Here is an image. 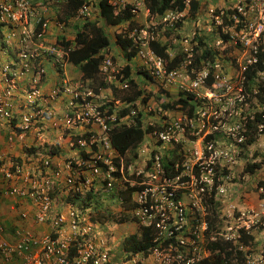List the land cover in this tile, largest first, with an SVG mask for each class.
Instances as JSON below:
<instances>
[{
    "label": "built area",
    "instance_id": "2783aa9c",
    "mask_svg": "<svg viewBox=\"0 0 264 264\" xmlns=\"http://www.w3.org/2000/svg\"><path fill=\"white\" fill-rule=\"evenodd\" d=\"M87 2L77 12V20L86 21L91 17L92 7ZM140 2L133 0L134 14ZM110 3L119 10L130 4L126 0H110ZM247 4L249 10L237 5L238 11L248 17V21L252 15L259 16L257 25L250 24L257 28L250 29V34L254 32L259 36L264 32V0H250ZM43 6V2L31 0L0 1V140L5 136L15 145L17 140L31 134L36 136V150L28 149L21 162L17 161L18 156L0 155V188L5 189V196L23 202H27L26 198L30 200L21 212L22 222L15 225L14 233H9L0 219V264H109L110 249L103 241L98 242L99 233L91 221L92 212L95 203L107 204L114 186L121 183L141 187L133 194L137 208L132 213L137 224L155 229L169 241L166 247L154 251L157 264H195L212 254L211 246L217 240L233 242L240 250H247L239 239L242 233L264 228V199L258 209L241 210L237 216L234 206L222 210L226 217H220L223 219L221 225L209 220L206 204L210 198L217 202L225 196L227 189L225 183L222 184L228 178L225 171L231 168L239 153L238 145L226 146L220 139L207 137L222 129L229 137L239 138L243 126L240 123L228 125V118L221 120L223 114L217 110L211 113L219 120L217 123L211 122L206 112L196 119L182 114L173 117L159 109L153 117H147L153 108L143 104H124L130 108V114L118 118L115 113H110L118 105L110 108L93 101L84 103L85 94L64 79L49 93L43 92L42 86L48 75L44 60L52 59L58 72L63 71L69 51L58 40L48 42V22L42 23ZM180 16H173V21ZM236 23H239L238 18ZM40 24L41 30L36 32ZM133 36L141 42L140 57L151 75L167 83L177 82L179 73L169 72L162 57L144 49L155 34L135 31ZM35 40L40 47L30 51L28 43ZM217 44L224 48L222 41ZM188 47L185 51L191 57ZM215 68V80L221 86L219 91L228 97L225 96L226 104L235 113L236 107L245 104L242 88L223 78L221 64L217 63ZM100 71L109 80L118 73L110 56H105ZM207 75L205 71L190 87L182 82L180 88L183 91H189L191 87L197 89L204 84ZM23 81L25 85H22ZM63 94L69 95V104L63 108L50 104ZM92 95L91 92L87 94ZM207 99L213 104H221L220 94L211 93ZM140 113H143L141 127L144 130L153 128L149 136L155 144L161 141L164 150L180 157L173 168L177 172L180 170L175 176L165 170V163L158 153L151 160L153 153L147 148L142 149L138 158L126 164V157L113 146L110 136L113 127L135 126V118ZM88 126L97 130L95 134L75 143L73 131ZM52 129L57 131L55 136L59 140H63V133H66L71 150L77 153L57 171H50L56 154L54 144L46 141ZM259 130L264 142L263 124ZM189 132L197 137L195 141L188 138ZM243 140V136L238 139L239 142ZM82 152L87 157H82ZM35 158L36 167H26ZM132 175L135 180L131 179ZM215 184L218 190L214 194ZM89 194L93 197L87 200ZM60 196L72 200L65 202ZM119 201L122 203L123 199L119 198ZM37 227H46L48 231H38ZM54 234L57 237L54 238ZM71 250L76 251V256L70 258ZM258 260H250L249 264H261ZM127 264H138V260Z\"/></svg>",
    "mask_w": 264,
    "mask_h": 264
},
{
    "label": "clouds",
    "instance_id": "9594fccd",
    "mask_svg": "<svg viewBox=\"0 0 264 264\" xmlns=\"http://www.w3.org/2000/svg\"><path fill=\"white\" fill-rule=\"evenodd\" d=\"M88 1L90 2V0H88ZM249 1L250 0H245L242 2H240L238 0H227V2H228L227 6L215 7V8H211V9H206L205 11H201V9L203 7H202V4L200 3V1L198 0V2L200 3L199 11L196 13L195 16H192V15L191 16L193 17L192 19H194L196 21L195 27L199 26V28H195V30L193 32H190L189 34H185V35L181 34L180 35L181 37L178 39L183 41V44H182L183 47H182V50H180V51H174L176 49H174L172 47L173 45H176V41L178 39L169 40V38L164 34L166 36L165 41L161 42V40L159 39L160 34L155 31V28L157 26H155V27L152 26L151 28H148L147 30L145 29V27L138 30L139 33H141L142 31L148 32L149 34L155 33L154 39L159 40L162 44H167L168 41H170V44L168 46V51H167L170 59L175 58V56H177L181 53H183L185 55V60L181 63V65L178 68L171 70V71H177L179 73L178 74L179 77L177 78L178 79L177 82L167 83V82L162 81L161 79H155L151 75L150 70H149L148 66L146 65L145 61L140 57V51L142 49L141 42L139 41V39H137L135 36H133V33L137 30H135L131 34V36H133L136 39L135 43H137L139 46V52H138L137 57H136L137 59L136 58L135 59H136V61H139L143 64V65H137V68H138L137 70H140V69L142 70L143 68H146L145 71L149 74V78H147V76H145V75L143 76V78L145 79V81L143 80L145 82L144 85H148L150 87H153L154 89L151 93H149L147 91L148 88H146V91H145V89H143L145 91L144 96L148 98V101L146 103H142V101L139 100L137 103H134V104H127L126 103L125 104L126 106L127 105L128 106H132V105L135 106L138 103L143 104L145 106L146 105L151 106L153 108V111L148 113L149 115L147 117H153L157 112H159L158 111L159 109L164 110L166 113H168L169 115H172L173 117H177V116H180L182 114V115L187 116L188 118H196V119L199 118V116L203 112H206L207 117L210 116L209 117L210 121L215 122V123H217L219 120L214 119V117L211 116V113L217 110L219 112H222V114H223L221 120L228 118V122H227L228 125L233 126V124H235V123H240L243 126V131L238 135L239 138H241L242 136L244 137V140L242 142H239L238 141L239 138H237V137H234V136L229 137L228 135H226L225 131H223L222 129H221V132H214L211 134V136L207 137V139H210V138L218 139V140L220 139L221 140L220 142H223V145H226V146H237V145L239 146L238 147L239 153L236 155L234 162L231 165V168L229 170L225 171L228 178L224 179L222 181V184L229 182V181L230 182L232 181V172L234 171L235 164H236L237 160L244 159L245 161H248L247 156L250 155V149H252L258 142L263 140V137H262L263 133L260 132L259 127L262 124L264 125V123L258 122L257 124H255V127H256L255 129H257L256 134H258L256 136V140L253 143L249 144V140L251 138L250 131H249V123H250V121H251V123L254 122L257 113L264 112V101H263L264 100V32L262 34H260L259 36H256L254 32H252V34H250V29H257L255 26L250 27V24L254 23L255 25H257L259 23V19H258L259 16L258 15H252L251 20L248 21V17H245L244 15L240 14L238 11V8H237V5H240L244 8H246L247 10H249L250 6L247 4ZM143 4H144V2H143ZM255 4H256V2L254 1V5ZM189 10H190V6H189V0H188L187 1V9L185 11H183V12L168 11L167 12V13H170L172 16H174V15H182V16H180L177 21H172L170 23L166 22V23H169V25L172 28H174L173 25H176V24L181 22L182 26L176 30V32L180 34L181 32L180 31L178 32V30L180 28L182 29L184 27L182 21L189 14ZM166 14L162 17H165ZM148 15H149V13H148ZM74 18H76V17H74ZM237 18L239 19V23H236ZM162 26H163V28H166L165 25H162ZM150 31H154V33H150ZM200 39H202L204 41L203 46H200V44H199ZM150 40L151 39L148 40L147 47L144 48L145 50L149 49L150 51H152V49L150 48V45H149ZM185 41H188L187 44L189 47L187 46V44H185ZM219 41H222L224 43L223 49L221 47L222 45L217 44ZM59 43H60V41H59ZM185 47H188L191 49V57H189V54L185 51ZM194 49L195 50L200 49V52H203L205 50L210 49L213 51V56L215 57V59L209 60V59L204 58V59H201V61L198 65H196L194 62V54H193ZM110 53L111 52L109 50L105 56H110L112 58L113 56ZM156 56H158V55H156ZM159 57H161V56H159ZM163 60H164V58H163ZM164 62H165V60H164ZM217 63L222 65L221 71L223 73V78L227 82L233 83V84L237 85L238 87L242 88V94H243L244 99H245V104H242L241 107H236L235 113H232L231 108H229L228 105L226 104V97L227 96L225 95L226 96L225 97L223 95L224 93L219 91L221 86L215 80L214 72L216 69L215 65ZM66 64H67V62H66ZM115 66L118 69V73H120L121 69L117 66V64H115ZM165 67H166V64H165ZM171 71H169V72H171ZM205 71H207L208 75L204 79V84H201V86L199 88L194 89L191 87L189 89V91H183V89L180 88V83H182V82H185L190 87L191 84L194 83L195 81H197L199 77H202L201 75ZM64 72H65V70L59 72L61 74V77L64 74ZM116 75H115V78H113L112 80H109L105 76L101 75V71H100V77L106 83L112 84L114 82H117V83H119L120 86L126 87L127 81L121 80L123 78V74L121 75V79H117ZM248 75L251 77V79H249V81H248ZM209 78L212 79L211 82L209 81ZM171 86H177V88H178L177 94L174 95L175 96L174 100L170 99L171 101L168 103V105H164V104H167V102H165L164 104H160L159 103L160 99L162 97H166V95L168 96V94H169L168 91L170 90ZM83 87H84V85H82V86H80V84L78 85V90L81 93L85 94L84 103L86 101H89V102L93 101L92 99L96 96L95 91L94 92L89 91L93 95L87 96V94L89 92H87V93L83 92ZM211 93L220 94L221 104H215V103L213 104L211 102V100L207 99L208 95ZM198 94H201V97H199ZM180 96L189 100L190 104L188 105V107H184L183 104H177L174 108H169L170 106H172V104H170V103H174L175 101H177ZM169 97L170 96H168L167 98H169ZM189 97H190V99H189ZM69 99H68V101H69ZM150 99H153V102H154L153 104H148ZM156 101H158V102H156ZM94 103L97 104L96 102H94ZM79 104H81V103L79 102ZM100 105H103L106 107L110 106V108H112V107L115 108L116 104H100ZM125 105L122 104V106L118 105L115 109L112 108L110 113H115V115H117L118 118L130 114V108L126 107ZM125 110H127L128 112L122 116L121 113ZM139 115H140V120L138 121L139 116H137L135 118L137 121V124L135 126H130V127L139 126L138 124L141 122V118L143 117V113H140ZM141 126H139V127H141ZM126 127H128V126H126ZM114 128L115 127H113V129ZM76 130H79V131L81 130V132L75 133L74 132L75 130L73 131V134H72L73 135L72 136L73 141H74V138L76 136L83 135L86 133H88L89 136L87 138H83V139H88V138H90V136L94 135L95 132L97 131V130H92V127H90V126L80 127V128H77ZM152 130H153V128H149L147 130H144L145 131V137H146V135L149 137L148 142L146 144H144V140H145V138H144V140L138 145V147L135 148L136 154H130L129 153V155L125 156L126 157L125 158L126 164H130L131 161L138 158L139 155L141 154V150L147 148L150 152L153 153V157L151 158V160L154 158L155 154H157V153L160 154L161 160H163V162L165 163V165H164L165 170L168 171L170 175L175 176L176 174L179 173L180 170L177 172L176 170H173V168H174L176 162L178 163V160H180V157L175 155L174 152H173L174 153V155H173V153L171 154L167 150H164L162 147L161 141L158 142V144H155V141H153L149 136V134H150L149 132H151ZM111 133H112V131H111ZM187 135H188V138L192 139L193 141H195L197 139V137L191 136L190 132L187 133ZM56 138L58 139L57 141L64 142L63 140H59L58 137H56ZM79 140H81V139H79ZM77 141H74V142L76 143ZM111 141H112V137H111ZM112 144H113V142H112ZM54 146H55V144H54ZM28 149L31 150V147H29ZM257 149H259V151L256 150L253 153V156L255 157V159L252 162H246V163L249 164V163L261 162L262 160H264V148L263 149L257 148ZM69 150L73 152V155L71 157L68 156ZM61 152H63V153L61 154ZM61 152L59 153V156L56 155V157L54 158L53 163L51 164V167H50V171H57V170L61 169L64 164H67L68 162H70V160L75 158V156L77 155V153H75L73 150H71L68 141H67V147H66L65 151L61 150ZM82 157H87V155L84 152H82ZM19 159L21 160L20 157H19ZM60 161H62V162H60ZM127 161H129V162L127 163ZM181 161L179 164H181ZM28 164L29 165L26 167H30V168L36 167V158L29 161ZM58 164H60V167L58 166ZM248 164H246L245 167L243 168V173H244V170ZM246 174H248V173H246ZM260 182H264V181H260ZM260 182L258 183V187L260 190V192L258 194L259 202L256 206L238 207V206L234 205L233 203H231V204L228 203L227 199H224L225 201L219 200L217 202H213L215 204V206H214L213 204L210 203V199H211L210 198L208 200V203H206V204H208V209H209V213H210V215L208 217L209 220L213 221L215 223V225L223 224V219H221L220 217L223 215H225L224 217H226V214L223 213L222 210H225L229 206L235 207V210H236L235 215L236 216L238 215V212L241 210L258 209L260 206V203L264 199V186H262V185H261L262 187L259 186ZM116 186H118V188L116 190H114V192H113L112 196L109 198L107 204L110 205L112 213H114V212L121 213L122 212V213L128 214L130 217V222H124V224H117L116 222H114V224H117L119 226H123V225L125 226L126 224H133V225L136 224V226L138 227V229L140 231V229H142V227L137 224L138 221L135 219L136 217H134V214L132 212L134 211V209L137 208V203H133V196H134L133 194L135 192L141 190V187L139 185L130 186L129 183L122 184L121 188H119V185H116ZM120 189H123L124 191H126L128 189H133L131 192V195H130L131 208L128 210H124V207L126 206V203H125L126 200H125L124 196L121 195ZM217 190H218V185L216 186V184H215V187L213 190L214 194L217 192ZM89 195H91V197ZM89 195L87 197L88 198L87 200H90V198L93 197L92 194H89ZM0 197L2 198L1 204L3 203L4 199H10V198L5 196V192L1 188H0ZM60 198H61V200H64L65 202H67L65 200V198H63L61 196H60ZM119 198L123 199L122 203L119 201ZM110 199L114 200V203H112ZM10 200H12V199H10ZM98 201H100V200H98ZM27 203L28 202H25V204H27ZM107 204L102 203V207L106 206ZM226 204H228V205L226 206ZM95 211H96V209L94 208V211L92 212V218L94 216H96ZM19 213H20V211H19ZM217 219L220 222L216 223L215 221ZM91 221L94 224V221L93 220H91ZM109 225H110V222L107 223V227ZM33 226H34L33 228L35 230L36 224H34ZM37 230L41 231V232H47L48 228L37 227ZM139 231L137 233H139ZM98 233L100 234V231H98ZM103 233H105V232H103ZM262 233H264V228L259 229V230H252V231H249L248 233H245L248 235L251 234L255 238L254 241L249 246H247L243 243L242 236L239 239L241 244L243 246H245V248L247 249L245 251L243 250V252L245 254H247V259H248L247 264H249V262L251 260L250 259L251 256L254 257L253 260L259 259L261 261V264H264V238L260 239L258 237V235L259 234L262 235ZM215 242H229V241L217 240ZM231 243H233V242H231ZM233 245H234V243H233ZM234 246H236V245H234ZM151 257H153V254L150 257H148L147 259L149 260ZM209 257H206V258H209ZM206 258H204V259H206ZM147 259H144L143 261H141V264H144L145 260H147ZM153 259H154V257H153ZM204 259H202V260H204ZM259 260H258V262H260ZM197 262H199V261H197ZM109 264H112L111 258H110ZM152 264H157V262L155 260H153Z\"/></svg>",
    "mask_w": 264,
    "mask_h": 264
},
{
    "label": "trees",
    "instance_id": "16d2710c",
    "mask_svg": "<svg viewBox=\"0 0 264 264\" xmlns=\"http://www.w3.org/2000/svg\"><path fill=\"white\" fill-rule=\"evenodd\" d=\"M187 1L188 0H143L146 9L148 10V20L155 21L159 16H164L168 11H177L183 12L187 9ZM87 0H67L66 4H63L61 8L62 15L66 18H74L77 15L79 9L86 4ZM88 4V2H87ZM189 14L195 16L196 13L199 11L200 3L198 0H189ZM100 13L103 19L105 20L106 24L109 26H123L125 27L116 34L115 45L119 47L122 51L124 56L128 61H133L139 52V46L135 43L136 39L131 36V34L135 30H140L144 28V26L137 23L135 19V14L133 13L134 6L128 4L125 9L119 10L118 7L112 5L110 0H101L99 3ZM182 26V23H178L173 25L174 28L171 26L166 27V31L164 34L169 38V40L178 39L180 38V34L176 32V30ZM162 26H159L161 29ZM150 33H154V31H150ZM155 34V33H154ZM204 41L202 39L199 40L200 46H203ZM61 45H64L66 49H68V56L66 57V62L78 67L82 72V80L83 81H93L98 82V88L94 91L95 93H99L98 89H105L111 88L114 92V99L120 100L121 102L133 104L139 100L142 103H146L148 98L144 96V90L140 88L138 82L134 78H132V68L129 64L123 66L120 73L116 75L117 79H121V75L123 74L122 81H127V85L119 86L120 88H115L113 85H110L104 82L100 78V66L104 61L105 55L110 50L113 42L111 38L108 36L107 32L96 25V23L88 22L85 24L84 27L78 28L74 42H69L62 40L60 41ZM170 41L167 44H162L159 40L151 39L149 41L150 48L152 51L164 58L166 68L168 71L178 68L181 63L185 60V55L183 53L175 56V58L170 59L167 51ZM194 62L198 65L201 59H209L214 60L215 57L213 56V51L208 49L203 52H200V49H194ZM113 62L116 64L117 60L112 57ZM143 70H141L142 72ZM144 75L149 78V74L144 70ZM251 77L248 75V81ZM211 78L209 81L211 82ZM190 99V97H189ZM264 101V100H263ZM172 106L169 108H174L177 104H183L184 107H188L189 100L185 99L184 97L180 96L177 101L174 103H170ZM128 111L125 110L121 114L122 116L125 115ZM140 120V115L139 119ZM264 123V112L257 113L255 120L253 123H249V131L251 138L249 140V144L253 143L256 140L257 129H255V124L257 123ZM141 122L139 126H141ZM126 127V126H119L115 127L112 130L111 137L112 142L115 148L124 156L130 154H136L135 148L144 140L145 138V131L141 127ZM89 136L88 133L76 136L74 141L79 139L87 138ZM31 151V150H30ZM55 154L59 156L61 152V147L59 145L54 146ZM17 161L21 162V160L17 159ZM18 162V163H19ZM129 161H127L128 163ZM264 166V160L261 162L249 163L244 173L254 174L258 169ZM13 171V169H12ZM130 175V174H128ZM131 179L135 180V175L131 176ZM108 183V181L106 182ZM119 185V188H121ZM264 186V182H260L259 186ZM217 186V184H216ZM261 186V187H262ZM114 190L118 188V186H114ZM133 189H128L124 191L120 189L121 195L125 198L126 206L124 210H128L131 208V201L130 195ZM5 192V189H4ZM54 195L53 192L50 193ZM116 194V193H115ZM91 197V195H89ZM67 202H70L72 199L69 197H65ZM27 199V206L25 202L20 200H11L14 204L15 209L19 210L20 213H17L16 217L18 218V224L22 222L21 219V212H23L24 208H27L30 204V200ZM88 199V198H87ZM10 200V199H7ZM112 203L114 200L110 199ZM210 203L215 206L213 203V198L210 199ZM22 209V210H21ZM95 213L96 216L92 218L95 225V230L99 231V227L102 230L107 228V223L112 221L113 223L116 222L117 224H124V222H130V217L128 214L125 213H118V212H111L110 205L107 204L106 206L102 207V204L95 203ZM16 210V212H17ZM136 219V218H135ZM137 220V219H136ZM3 225L6 226L9 233H14L16 227L13 223H6L1 219ZM216 223L220 222L218 219L215 221ZM17 224V225H18ZM54 238L57 237L55 234ZM253 235H248L242 233V241L245 245L249 246L254 241ZM169 241L165 240V237L159 234L155 229L150 227L142 226L139 233H133L131 235L126 236L121 243V253L126 254V262H131L134 259L138 260V264H141V261L147 259L156 249H162L168 245ZM212 255L209 258L201 260L195 264H247V254L243 251L239 250L238 247L234 246L231 242H215L213 246H211ZM70 258L72 256H76V251L71 250L69 252ZM251 260L254 259L253 256L250 257ZM175 264V263H174Z\"/></svg>",
    "mask_w": 264,
    "mask_h": 264
},
{
    "label": "crops",
    "instance_id": "0c3cea01",
    "mask_svg": "<svg viewBox=\"0 0 264 264\" xmlns=\"http://www.w3.org/2000/svg\"><path fill=\"white\" fill-rule=\"evenodd\" d=\"M31 1L33 3L43 2V5H44L43 6V10H44L43 16L44 17H42V23L48 22V31H47V37H46L48 42H53L56 40H58V41L66 40L69 42H74L78 28L84 27L85 24L88 22L96 23L94 20L93 21H91V20L84 21V20H77L76 18H66L65 19V17L62 15V13L60 11H61L63 4L67 3V0H31ZM100 1L101 0H99L98 3H100ZM41 25L42 24L37 26L36 32H40ZM96 25L98 27H101L97 23H96ZM118 27H121V26H118ZM72 31L74 32V36L70 35V33H72ZM115 40L113 42L114 45H115ZM38 47H40V44L36 40L34 42L28 43V49L30 51L37 49ZM116 51L122 52V54H121L122 57L120 58L119 63L120 62L123 63L124 66L129 64L132 68V74H131L132 78H134L136 80V82H138L141 89L148 88L147 91L149 93H151L154 88L150 87L148 85H144L142 83V80L145 81L143 76H144V70L146 68H143L142 72L140 71L141 69L140 70L135 69L136 64L137 65H143V64L139 61H136L137 58L134 59L133 61H128L126 59V57L124 56L123 51L119 47H118V49H116ZM40 52L43 53V50L40 49ZM44 62H45V66L48 70V75L45 78L43 86H42V90L45 93H49L52 89H54L55 84L59 83L63 79L68 80L70 86H73V87H78L79 84H80V86H82V85L90 82V80H88L86 82L83 81L81 70L72 64H69V63L66 64V67L68 66V69L66 70V68H65V72L61 77V74L58 72V70L54 66L52 59L44 60ZM22 85H25V81L22 82ZM110 85H113L115 88H120L119 87L120 85L117 82H114ZM98 90H99V93H97L96 96L92 99L97 104H116L119 106H122V104H126L124 102L122 103L120 100L114 99V92L112 91V89L110 87L105 88V89H98ZM168 92H169L168 96H170V97L167 98L168 97L167 95H166V97H162L160 99V101L158 100L160 104H164L165 102H167V104H164V105H168V103L171 100H174V97H175L174 95L177 94V92H178L177 86H171L170 90ZM69 98L70 97L68 94H63L61 97H59L57 100L52 101L50 104H52V106H54V107H58L59 105H61V108H63L64 106L69 104V101H68ZM137 102H135V103H137ZM153 103H154L153 99H150V101L148 102V104H153ZM74 132L75 133L81 132V130L80 131L75 130ZM55 134H57V131L55 129H52L50 135H47L46 141L54 143L55 145H59L61 147V150L65 151V149L67 147V141H69V137L67 136V134L63 133L64 134V137H63L64 142H61V141H57L58 139L56 138ZM0 141H1L0 142V155L6 156V157H11V156H7V155L17 154L18 157H20L23 160L25 157V153L27 152L29 147H31L32 152H34L36 150V136H34L33 134H31L30 136H28L25 139L17 140L15 145L10 144L8 142V140L5 139V136H3ZM62 153L63 152H61V154ZM60 162H62V161H60ZM16 210L17 209H15L14 204L6 206L4 203H2L0 205V219H3V221H5L6 223H9V224L13 223L14 225H17L19 222H18V218L16 217L17 216ZM101 235H102V237H104L105 233H101ZM122 240L123 239L120 238V242H118L116 244V245H118V251H121ZM103 243H104V241H103ZM115 257H117V256L115 255Z\"/></svg>",
    "mask_w": 264,
    "mask_h": 264
},
{
    "label": "rangeland",
    "instance_id": "374dc122",
    "mask_svg": "<svg viewBox=\"0 0 264 264\" xmlns=\"http://www.w3.org/2000/svg\"><path fill=\"white\" fill-rule=\"evenodd\" d=\"M140 6L137 8V12L135 14V19L138 24L142 25L145 27L147 30L148 28H151L152 26L155 27V31L158 32L159 39L161 42L165 41L166 36L164 35V32L166 31V28H163L162 25H165L166 27H169V23L173 21L172 15L170 13H167L165 17H158L155 21H150L148 20V11L145 8V5L143 4V0H140ZM200 3L202 4V9L201 11H205L206 9H211L215 7H221V6H227L228 2L227 0H199ZM99 0H90V4L92 7V15L88 20L95 21L97 24L103 28L108 36L111 38L112 42L116 39V34L120 32L125 25L121 27H114V26H109L106 24L105 20L100 14V8L99 6ZM126 2L133 4V0H126ZM175 16V15H174ZM193 17L191 15H187V17L184 18L183 22V28L179 29L178 32L180 31V35H185L189 34L190 32H193L195 28H199V26L195 27L196 21L192 19ZM167 19V21L165 20ZM85 21V20H84ZM169 22V23H166ZM159 26H162L161 29H159ZM71 36H74V32L70 33ZM69 35V36H70ZM183 41L177 40L176 45H173L172 47L176 50L174 51H180L182 50L183 47ZM118 47L116 45H112L110 48V54L114 56L117 60V66L122 69L123 68V63H119L120 58L122 57V52L116 51ZM68 69V66L66 67V70ZM136 70L137 64H136ZM101 78V77H100ZM102 79V78H101ZM103 80V79H102ZM104 81V80H103ZM105 82V81H104ZM142 83L145 84V82L142 80ZM99 81L98 82H93L90 81L89 83L84 84L83 87V92L87 93L89 91H93L98 88ZM146 91V89H145ZM158 102V101H156ZM149 140V137L146 135L144 144H146ZM257 148L263 149L264 148V142L261 140L258 142L252 149H250V155H248V161H245L244 159L237 160L235 164L234 171L232 172V181L226 182L225 187L227 189L225 196H221L219 199L224 200L227 199L228 203H233L234 205L238 207H252L256 206L259 202V187L258 183L260 181H264V166L257 170L254 174H246L243 173V168L245 167L246 162H252L255 157L253 156L254 151L258 150ZM68 156L71 157L73 155L72 151H68ZM6 155V154H5ZM3 156V155H2ZM7 156H18L17 154L13 155H7ZM6 157V156H4ZM68 157V158H69ZM10 158V157H8ZM15 158V157H14ZM13 201L4 199L3 203L7 205H12ZM26 205V204H25ZM27 206V205H26ZM22 210V209H21ZM17 213H19V210H17ZM15 226V225H14ZM113 227V228H112ZM100 231V234L98 235V242H101L102 240L104 241V244L106 245L107 248L110 249V254H111V262L112 264H127L126 262V254H122V251H118V245H116L118 242H120V238L124 239L126 235H131L133 233H137L139 231L138 227L136 224H126L125 226H119L117 224H114L112 221H110V225L106 228V230H102L101 227L98 228ZM36 230V229H35ZM105 232V236L102 237L101 233ZM111 232V233H110ZM258 237L260 239L264 238V233L259 234ZM115 255L117 257H115ZM120 258V259H119ZM153 257H151L149 260H145L144 264H152L153 263Z\"/></svg>",
    "mask_w": 264,
    "mask_h": 264
}]
</instances>
